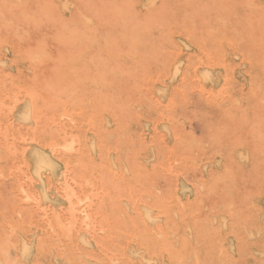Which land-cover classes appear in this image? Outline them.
Here are the masks:
<instances>
[{
    "label": "rangeland",
    "instance_id": "1",
    "mask_svg": "<svg viewBox=\"0 0 264 264\" xmlns=\"http://www.w3.org/2000/svg\"><path fill=\"white\" fill-rule=\"evenodd\" d=\"M0 264H264V0H0Z\"/></svg>",
    "mask_w": 264,
    "mask_h": 264
},
{
    "label": "bare ground",
    "instance_id": "2",
    "mask_svg": "<svg viewBox=\"0 0 264 264\" xmlns=\"http://www.w3.org/2000/svg\"><path fill=\"white\" fill-rule=\"evenodd\" d=\"M25 117H26V116H25ZM26 120H27V119H26ZM41 163H42V162H41ZM36 164L39 165L40 163L36 161ZM38 167H40V166H38ZM22 242H23V241H22ZM21 260H22V259H21Z\"/></svg>",
    "mask_w": 264,
    "mask_h": 264
}]
</instances>
